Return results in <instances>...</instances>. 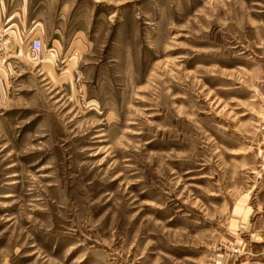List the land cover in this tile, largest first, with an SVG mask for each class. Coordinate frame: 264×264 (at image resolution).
<instances>
[{
    "label": "rangeland",
    "instance_id": "1",
    "mask_svg": "<svg viewBox=\"0 0 264 264\" xmlns=\"http://www.w3.org/2000/svg\"><path fill=\"white\" fill-rule=\"evenodd\" d=\"M76 4L0 63V264L264 263V0Z\"/></svg>",
    "mask_w": 264,
    "mask_h": 264
},
{
    "label": "crops",
    "instance_id": "2",
    "mask_svg": "<svg viewBox=\"0 0 264 264\" xmlns=\"http://www.w3.org/2000/svg\"><path fill=\"white\" fill-rule=\"evenodd\" d=\"M93 10L94 6L81 8L76 0H0V34L8 44L28 43L31 37L39 38L42 43H88L95 17ZM77 11L81 12L76 14ZM15 49L14 45L8 47L7 59L18 58L19 53L9 54ZM21 55L23 58L25 54ZM263 233L254 232L256 248L258 236ZM257 256L258 252L249 264H264Z\"/></svg>",
    "mask_w": 264,
    "mask_h": 264
},
{
    "label": "built area",
    "instance_id": "3",
    "mask_svg": "<svg viewBox=\"0 0 264 264\" xmlns=\"http://www.w3.org/2000/svg\"><path fill=\"white\" fill-rule=\"evenodd\" d=\"M6 39L0 34V63L5 62L6 55ZM27 50L34 56H39L42 53V42L39 38L31 37L28 42Z\"/></svg>",
    "mask_w": 264,
    "mask_h": 264
}]
</instances>
